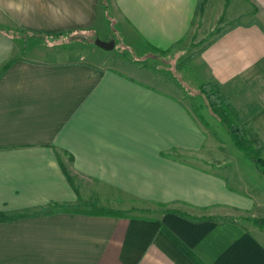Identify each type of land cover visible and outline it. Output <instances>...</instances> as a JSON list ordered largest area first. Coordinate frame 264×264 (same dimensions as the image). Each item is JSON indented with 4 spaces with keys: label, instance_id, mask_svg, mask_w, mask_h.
<instances>
[{
    "label": "crops",
    "instance_id": "0c3cea01",
    "mask_svg": "<svg viewBox=\"0 0 264 264\" xmlns=\"http://www.w3.org/2000/svg\"><path fill=\"white\" fill-rule=\"evenodd\" d=\"M103 2L0 0V215L13 217L0 221V264H264L254 162L261 190L230 186L191 96L64 42L98 39L109 12L125 46L157 51L204 31L194 23L220 21L196 58L200 78L221 86L264 148V0ZM90 198L102 206L77 205ZM120 200L163 208H103Z\"/></svg>",
    "mask_w": 264,
    "mask_h": 264
},
{
    "label": "rangeland",
    "instance_id": "374dc122",
    "mask_svg": "<svg viewBox=\"0 0 264 264\" xmlns=\"http://www.w3.org/2000/svg\"><path fill=\"white\" fill-rule=\"evenodd\" d=\"M110 15V12L109 15H106L105 27L97 23L95 28L98 30L96 33L98 39L102 40L101 38H103L107 41L113 39L114 48L112 50H104L95 45L88 46L76 42L79 40L94 41V37L86 36L90 35V33H86L83 36L67 35L64 38V42H69V45L76 47L81 54L86 55L94 61H104V58L113 55L114 60L116 59L118 62H131L134 63V67L140 65L143 69L149 71L151 76L157 81L168 83V87L173 88L176 93L191 96L192 100L189 102L186 101V103L190 106L194 114L199 116L203 128L207 131L208 141L211 140L215 144V148L213 147L211 150L210 157L216 159L218 153L223 155V161L221 158L222 162L219 163L216 170L228 178L230 186H246L247 188L261 190L262 186L260 183L262 178L255 172L256 170L252 160L242 150L236 147L229 134L223 128L221 129L218 122H215L209 115H206L205 113L208 112L203 109V106L207 105V103L200 88L203 82L199 75L200 66L196 58L202 50V47L206 44L205 42L208 43L212 40L214 33L220 29V21L218 23L216 21V23L213 22L209 27L204 24L195 26L194 23L193 28L204 31L195 34V36L193 33H190L189 37L182 42H178L173 49L157 51L142 46L141 43H136V45L132 44L133 46H130V48L125 46L118 32L120 25L113 20L110 21ZM107 28L112 34V38L107 36ZM90 48H94L96 52H92ZM198 96H201L202 99ZM201 113L204 114L205 118ZM118 202L117 206L119 207L109 208L108 206H103V208L116 212L122 211L127 215L148 217L156 216L163 208L162 206L143 201L120 200ZM77 205L83 210L99 209L102 206L96 198H90L87 201L82 200ZM262 230L264 232V229Z\"/></svg>",
    "mask_w": 264,
    "mask_h": 264
},
{
    "label": "trees",
    "instance_id": "16d2710c",
    "mask_svg": "<svg viewBox=\"0 0 264 264\" xmlns=\"http://www.w3.org/2000/svg\"><path fill=\"white\" fill-rule=\"evenodd\" d=\"M107 2V0H104L103 2L106 9L108 8ZM200 88L207 103L205 106L208 107L209 110L217 117L220 125L229 134L236 147L242 150L254 162L256 168L264 177V158L262 157L264 148L259 135L252 129L251 126H248V122L232 105L219 84L212 81L205 82L201 84ZM62 168L65 169L63 165ZM66 177L68 180H71V177L67 173ZM12 218L13 217L0 215V221ZM251 220L259 228H264V217L253 218Z\"/></svg>",
    "mask_w": 264,
    "mask_h": 264
},
{
    "label": "water",
    "instance_id": "95a60500",
    "mask_svg": "<svg viewBox=\"0 0 264 264\" xmlns=\"http://www.w3.org/2000/svg\"><path fill=\"white\" fill-rule=\"evenodd\" d=\"M94 44L97 45L98 47L104 49V50H112L114 47V41H102L100 39H95Z\"/></svg>",
    "mask_w": 264,
    "mask_h": 264
},
{
    "label": "clouds",
    "instance_id": "9594fccd",
    "mask_svg": "<svg viewBox=\"0 0 264 264\" xmlns=\"http://www.w3.org/2000/svg\"><path fill=\"white\" fill-rule=\"evenodd\" d=\"M8 7H9V8H13V7H14L17 11H20V10H21V5H19V4H15V5H13V4L10 3V4L8 5Z\"/></svg>",
    "mask_w": 264,
    "mask_h": 264
},
{
    "label": "bare ground",
    "instance_id": "6f19581e",
    "mask_svg": "<svg viewBox=\"0 0 264 264\" xmlns=\"http://www.w3.org/2000/svg\"><path fill=\"white\" fill-rule=\"evenodd\" d=\"M114 48V47H113Z\"/></svg>",
    "mask_w": 264,
    "mask_h": 264
}]
</instances>
